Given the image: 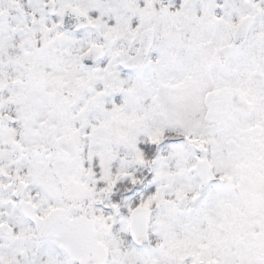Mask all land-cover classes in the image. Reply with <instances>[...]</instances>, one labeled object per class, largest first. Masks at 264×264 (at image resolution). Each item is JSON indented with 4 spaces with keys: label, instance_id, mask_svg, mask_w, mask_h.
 <instances>
[{
    "label": "snow or ice",
    "instance_id": "6c2138e0",
    "mask_svg": "<svg viewBox=\"0 0 264 264\" xmlns=\"http://www.w3.org/2000/svg\"><path fill=\"white\" fill-rule=\"evenodd\" d=\"M0 264H264V0H0Z\"/></svg>",
    "mask_w": 264,
    "mask_h": 264
}]
</instances>
